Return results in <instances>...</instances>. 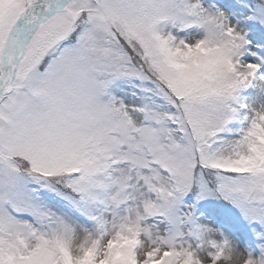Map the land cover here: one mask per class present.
<instances>
[{
    "label": "snow or ice",
    "instance_id": "1",
    "mask_svg": "<svg viewBox=\"0 0 264 264\" xmlns=\"http://www.w3.org/2000/svg\"><path fill=\"white\" fill-rule=\"evenodd\" d=\"M0 264H264V0H0Z\"/></svg>",
    "mask_w": 264,
    "mask_h": 264
}]
</instances>
